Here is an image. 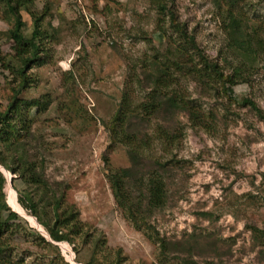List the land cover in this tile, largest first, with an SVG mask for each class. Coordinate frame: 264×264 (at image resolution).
Wrapping results in <instances>:
<instances>
[{
  "label": "rangeland",
  "instance_id": "1",
  "mask_svg": "<svg viewBox=\"0 0 264 264\" xmlns=\"http://www.w3.org/2000/svg\"><path fill=\"white\" fill-rule=\"evenodd\" d=\"M162 1L167 8L163 14L157 12V0H35L37 13L47 2L53 4L45 19L53 39L45 40L43 64L28 65L26 73L33 82L18 96L46 107L39 113L36 106L23 109L29 119L36 117L31 123L34 137L28 136L26 144L38 160H44L47 197L63 196L62 204L77 212L86 241L78 237L53 241L18 201L26 186L0 166L6 177L0 202L4 200L18 215L8 222L17 229L12 233L15 226H11L4 235V257L22 259L24 264H264V253L258 254L264 248V234L254 243L249 227L264 232V0L239 2L249 32L263 42L247 83L235 84L229 99L213 72L201 81L176 72L165 94L181 98V107L161 108L167 121L155 116L147 121L142 103L153 95L148 94L143 73L157 72L154 57L164 61L170 55L167 58L198 67L204 58L215 62L224 76L235 62L223 28L226 12L219 15L223 6L217 8L213 0ZM3 12L0 7V31L11 27L1 19ZM21 17L29 35L31 18L25 11ZM171 18L186 28L192 37L189 43L171 37ZM12 45L0 35L5 63L14 65ZM17 81L0 65V111ZM243 98L254 102L259 113L242 104ZM125 99L136 112L129 120V127H135L131 132L146 136L138 150L144 159L134 158L130 146L112 131V119ZM194 107L201 123L187 112ZM158 125L168 128L172 143L158 138ZM156 160L163 166L155 165ZM124 168H130L132 175L119 192L130 195L133 202L145 201L149 171L162 179L165 202L146 214L157 232H152L154 238L135 227L114 197L109 175ZM12 196L24 213L11 204ZM41 196L34 200L39 209ZM157 236L182 244L195 239L197 247L191 253L162 255L154 241Z\"/></svg>",
  "mask_w": 264,
  "mask_h": 264
},
{
  "label": "trees",
  "instance_id": "2",
  "mask_svg": "<svg viewBox=\"0 0 264 264\" xmlns=\"http://www.w3.org/2000/svg\"><path fill=\"white\" fill-rule=\"evenodd\" d=\"M240 1L243 2L244 0H220L221 4L213 0L217 8L223 6V12L221 10L219 15L221 17L224 15V18H222L223 28L229 39L228 48L235 60L234 66H232V72L224 76L222 71L219 69L218 71L216 70L217 65L215 62H208L204 58L200 62V67H198L197 64L189 62L184 63L176 58H167V56L170 55H167L164 61H160L158 58L154 57L152 64L157 68V72L152 73L147 71L143 73V79L148 81V94L153 95L151 101L142 103L147 121L153 116L160 117L167 121L168 117H164L161 114L162 112H159L160 109L165 107L168 111L171 108L177 109L181 107L178 105L181 98H175L165 94L174 83L176 72L186 73L199 81L206 80L207 76H209V72L211 74L213 72L220 77L219 79L223 85L222 93L227 95L229 99L232 97V87L235 84L240 81L247 83L248 77L251 75L250 70H252L253 61L261 55L263 42L255 38L254 33L252 34L249 32L242 5L239 6ZM34 2L35 0H0V7L4 11L1 19L11 25V27H7L5 30L0 31V35L12 41L14 58L16 59V64L14 65H11L9 61L5 63L6 57L1 54L0 50V65L4 69L9 70L16 79L18 78L16 90L8 101L6 108L0 111V166L9 173L16 174L26 186L24 191L19 194L18 201L23 208L31 212L53 241L70 242L74 237H78V239L85 242L86 234H83L80 224H78V218H76L77 212H74L71 207L62 204V200H64L62 195L61 197H56L51 194L52 197H47V194L50 192V187L44 177V160H38L36 154L30 152V148L26 144L28 136H30V139L34 137L31 131V123L34 122V118L36 117L29 119L28 112H23V109L26 110L36 106V112L39 113L44 111L46 107L38 100L28 102L19 99L18 96L23 89L29 87L30 83L33 82L26 73V69L29 67L28 65L35 62H37L36 64L38 66L43 64L41 57H43L42 55H46V49L44 48L45 40L46 38H52V34L47 30L48 27L45 26L47 23H45V19L47 16H51L53 4L47 2L42 10L37 13L34 10ZM155 4L159 14H163L164 11H166V5H164L162 0H157ZM22 11H25L31 18L32 30L29 35H25L24 33V21L21 17ZM224 12H226V14H223ZM48 23L51 25L50 21H48ZM170 24L173 27L171 37L183 38L184 41L189 43L190 39L188 38L192 37L187 33L186 28L172 18L170 19ZM194 51L197 52V49ZM237 56L241 57L239 60L240 62H238ZM199 57L202 58L200 54ZM244 103L250 105L259 113L260 110L254 102L247 98H243L242 104ZM134 110L135 108H130L127 99L123 100L120 103L118 112L112 119L114 121V129L112 131L116 134L118 140L122 139L130 146L129 153L134 158H143L138 150L139 145L146 142V136L143 135L140 137L139 133L134 131L131 132L135 127H129V120L136 117V112H134ZM187 112L189 115H192L198 123H201V114L195 107L189 108ZM141 116L138 115L140 121H145ZM167 130L168 128L166 126L158 125L156 128L158 138L163 136L166 143H172L175 139ZM154 163L159 167L163 166L157 160L154 161ZM131 171L130 168H124L111 173L109 175L111 188L113 189L114 197L117 202L121 203L123 206L125 215L130 218L135 227L144 228L148 237L151 239L154 238L152 232H154L155 235L157 232H155L150 223L147 222L148 217L146 214L151 213L164 204V184L162 179L158 177V172L149 171L150 174L148 173L146 178L147 195L145 201L133 202L130 195H126V197L125 194L123 195L119 192L122 188V183L129 182L132 175ZM5 182L6 177L0 172V188ZM39 193L42 194L39 203H43V207L40 209L34 201ZM144 214L145 217H143ZM199 214L207 219L211 217V214L208 212H200ZM17 217L18 215L15 212L9 211L4 200L2 203L0 202V264H24L22 259H12L2 255L6 245L3 239L4 235L11 226H15L14 222L11 224H8V222L15 221ZM249 227L252 232V239L254 243H257V240L262 237L264 232L255 226ZM14 229H17L16 226L11 228V230H13L12 233H14ZM41 239L45 241L44 238ZM154 241L158 242V249L162 255H165L167 252L191 253V251L197 247L195 239H192L191 242L186 239L182 244L181 241L170 242L157 236ZM263 253L264 248L260 249L258 252L259 255ZM191 262L193 263V260H187V263ZM85 264H91V262H86Z\"/></svg>",
  "mask_w": 264,
  "mask_h": 264
},
{
  "label": "bare ground",
  "instance_id": "3",
  "mask_svg": "<svg viewBox=\"0 0 264 264\" xmlns=\"http://www.w3.org/2000/svg\"><path fill=\"white\" fill-rule=\"evenodd\" d=\"M11 204L17 209L19 210V212H23L21 207L18 205L17 201L15 200L14 196L11 197ZM24 213V212H23Z\"/></svg>",
  "mask_w": 264,
  "mask_h": 264
},
{
  "label": "water",
  "instance_id": "4",
  "mask_svg": "<svg viewBox=\"0 0 264 264\" xmlns=\"http://www.w3.org/2000/svg\"><path fill=\"white\" fill-rule=\"evenodd\" d=\"M11 178H13V177H10V179H9V183H11Z\"/></svg>",
  "mask_w": 264,
  "mask_h": 264
}]
</instances>
